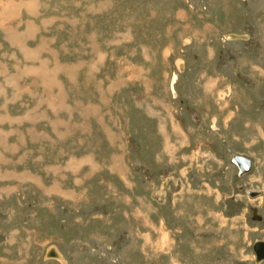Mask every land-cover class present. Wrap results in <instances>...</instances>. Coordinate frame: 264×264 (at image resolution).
Returning <instances> with one entry per match:
<instances>
[{
    "label": "rangeland",
    "instance_id": "1",
    "mask_svg": "<svg viewBox=\"0 0 264 264\" xmlns=\"http://www.w3.org/2000/svg\"><path fill=\"white\" fill-rule=\"evenodd\" d=\"M263 73L264 0H0V264H257Z\"/></svg>",
    "mask_w": 264,
    "mask_h": 264
},
{
    "label": "crops",
    "instance_id": "2",
    "mask_svg": "<svg viewBox=\"0 0 264 264\" xmlns=\"http://www.w3.org/2000/svg\"><path fill=\"white\" fill-rule=\"evenodd\" d=\"M262 7V6H261ZM263 10V9H262ZM264 74V73H263ZM256 81L258 82V79L256 78ZM256 82V87H257V89H255V88H253V90L255 91H253V90H251V93H252V96L254 97V96H256L257 95V93L258 92H261V89L260 90H258V85L260 86V82H258L257 83ZM262 85V84H261ZM251 95H250V97H251V100H248L247 99V96L245 95V100H242V99H239L238 100V103H239V107H242V104H245L247 107H249V106H254V104H255V101H256V105H258V104H262V102L261 101H259V103H258V101L257 100H254L253 99V97H252ZM261 96H262V94H261ZM254 103V104H253ZM257 111V110H256ZM261 114H264V112H261ZM238 116L239 117H241V113H239L238 114ZM263 116L264 115H259V118H258V120H259V122H260V125H259V123H255V124H253L254 126H255V128H256V130H257V133L254 135V134H252L250 137L251 138H247V139H245L244 137V139L242 140V138H240L241 136H242V134L238 131V130H236L235 129V125H237L235 122H231V121H228L227 123H226V125H223V127L225 128V129H223V133L224 134H227V135H229L230 137H228L229 139H234V140H239V142H245V143H247V142H249V144H252L253 145V149L254 150H256V148L257 147H259L260 148V146L261 145H264V141H263V126H264V119H263ZM251 117V116H250ZM249 117V118H250ZM248 121V120H247ZM250 121V120H249ZM233 123V124H232ZM223 124H224V122H223ZM249 125L251 126L252 125V123H251V121L249 122ZM226 127H228L227 129H226ZM230 128H232V131H230L229 132V129ZM261 129H262V134H261ZM221 135V134H220ZM239 135V136H238ZM254 135V136H253ZM259 135V138H254V137H256V136H258ZM262 139H261V138ZM237 138H239V139H237ZM241 139V140H240ZM248 140V141H247ZM245 155H248V156H251L250 154H246L245 153ZM252 157V156H251ZM252 161H253V164L255 165L256 163V161H255V159H253L252 158ZM249 175V174H248ZM259 178H262V176H258ZM257 179V178H256ZM262 180V182L264 181V178H262L261 179ZM261 182V183H262ZM250 190V189H249ZM247 192H248V190H247ZM253 197V196H252ZM257 198H260V197H257ZM256 207V206H255ZM263 215H264V213H262ZM255 219V221H257V219L258 218H254ZM256 230H258V231H260V234L262 233V230H264V229H262V228H259V227H257L256 228ZM258 240V239H257ZM254 241H256V240H254ZM254 243V242H253ZM253 243H252V245H253ZM254 260H255V253H254ZM255 262H256V260H255ZM263 262V261H262ZM262 262H260V263H262ZM259 263V264H260Z\"/></svg>",
    "mask_w": 264,
    "mask_h": 264
},
{
    "label": "water",
    "instance_id": "3",
    "mask_svg": "<svg viewBox=\"0 0 264 264\" xmlns=\"http://www.w3.org/2000/svg\"><path fill=\"white\" fill-rule=\"evenodd\" d=\"M193 119L194 120H199V118L195 115H193ZM239 169H240V174H245L247 173L253 166V162L250 158L243 156V155H234V159H233ZM252 196L257 195L256 193H251ZM253 209V213L254 215L258 216V212H257V208L254 206H252ZM258 218L260 219L261 216L259 215ZM55 246L51 247L50 251L47 253L48 257H59L57 254V251L54 248ZM253 250L255 253V260L256 263L259 264L260 262H262L264 260V239H258L254 242L253 244Z\"/></svg>",
    "mask_w": 264,
    "mask_h": 264
},
{
    "label": "flooded vegetation",
    "instance_id": "4",
    "mask_svg": "<svg viewBox=\"0 0 264 264\" xmlns=\"http://www.w3.org/2000/svg\"><path fill=\"white\" fill-rule=\"evenodd\" d=\"M238 155H240V154H238ZM245 156V155H244ZM246 157H248V156H246ZM249 158V157H248ZM251 159V158H250ZM252 160V159H251ZM235 162V161H234ZM253 162V161H252ZM236 163V162H235ZM236 165H237V163H236ZM238 166V165H237ZM253 167H254V164H253V166H252V168H251V170L249 171V172H247V173H245L244 175H243V177L240 175V169H239V167H237L238 168V175H239V177H241V178H244V177H247L248 176V174H250V172L253 170ZM251 193H256L257 195H258V197H261V196H263L264 195V190L263 189H257V188H250V190H248V192H247V194L249 195V196H252L251 195ZM259 193V194H258ZM254 197V196H253ZM250 206H254V205H250ZM252 208V207H251ZM256 208H257V212H258V214L261 216V218L259 219V221H257L258 223H262L263 221H264V215L262 214V211H261V209L256 205ZM252 212V216H253V218H256L255 216H254V213H253V210L251 211Z\"/></svg>",
    "mask_w": 264,
    "mask_h": 264
},
{
    "label": "bare ground",
    "instance_id": "5",
    "mask_svg": "<svg viewBox=\"0 0 264 264\" xmlns=\"http://www.w3.org/2000/svg\"><path fill=\"white\" fill-rule=\"evenodd\" d=\"M3 7H4V6H3ZM4 8H5V7H4ZM9 17H10V16H9ZM228 37H229V38H232V39H235V38H241V37H242V38H247L248 36L238 35V34H233V33H232V34L228 35ZM197 121H198V120H197ZM250 170H251V169H250ZM250 170H249V171H250ZM249 171H248V172H249ZM253 207H254V206H253ZM252 210H253V209H252ZM254 216H255L256 218H258L259 215H258V216L254 215ZM57 251H58V250H57ZM59 253H60V252H59ZM60 256H61V255L59 254V257H60ZM263 261H264V260H263Z\"/></svg>",
    "mask_w": 264,
    "mask_h": 264
}]
</instances>
